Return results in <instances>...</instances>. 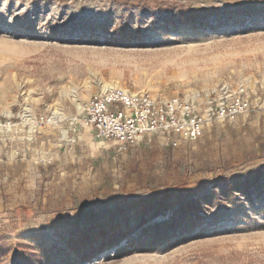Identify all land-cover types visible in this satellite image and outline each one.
I'll use <instances>...</instances> for the list:
<instances>
[{"label":"rangeland","instance_id":"374dc122","mask_svg":"<svg viewBox=\"0 0 264 264\" xmlns=\"http://www.w3.org/2000/svg\"><path fill=\"white\" fill-rule=\"evenodd\" d=\"M140 1L0 0V264H264V0ZM106 86L249 106L123 149L74 120Z\"/></svg>","mask_w":264,"mask_h":264},{"label":"built area","instance_id":"2783aa9c","mask_svg":"<svg viewBox=\"0 0 264 264\" xmlns=\"http://www.w3.org/2000/svg\"><path fill=\"white\" fill-rule=\"evenodd\" d=\"M248 106L243 94H229L226 87L208 92L204 100L198 95L160 98L113 88L92 97L74 120L97 138L114 140L125 149L159 133L196 141L204 136L211 121L235 120ZM51 122L52 118H41L42 124Z\"/></svg>","mask_w":264,"mask_h":264},{"label":"trees","instance_id":"16d2710c","mask_svg":"<svg viewBox=\"0 0 264 264\" xmlns=\"http://www.w3.org/2000/svg\"><path fill=\"white\" fill-rule=\"evenodd\" d=\"M142 1H144V0H141L140 2H138L139 6H141L143 8V10L149 8V6H147ZM145 1H147V0H145ZM146 3L148 4V2H146ZM166 6H167V8L169 7L168 8L169 10H172L173 16H176L185 22L197 24V15L195 14V12H192L190 9H188V7L185 4L180 3L178 0H172L169 2H166V0H157V2H155V4H153V6H151V7H153L154 9H157V10H162ZM112 33H113V35L119 34L123 37L125 36L124 32H121V34H120L118 28L113 29ZM185 210L186 209H184V211Z\"/></svg>","mask_w":264,"mask_h":264},{"label":"bare ground","instance_id":"6f19581e","mask_svg":"<svg viewBox=\"0 0 264 264\" xmlns=\"http://www.w3.org/2000/svg\"><path fill=\"white\" fill-rule=\"evenodd\" d=\"M110 89H113V87H109V86H106L105 90H110ZM72 92L75 94V97H77V93L74 92V90H72ZM198 94H196L197 96ZM79 105V109L82 110L83 109V106L81 105V103L78 104Z\"/></svg>","mask_w":264,"mask_h":264}]
</instances>
